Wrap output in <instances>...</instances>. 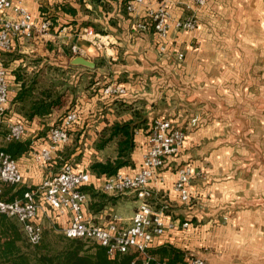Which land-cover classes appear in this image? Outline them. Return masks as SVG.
<instances>
[{"label":"crops","instance_id":"0c3cea01","mask_svg":"<svg viewBox=\"0 0 264 264\" xmlns=\"http://www.w3.org/2000/svg\"><path fill=\"white\" fill-rule=\"evenodd\" d=\"M62 2L78 7L76 0H23L36 24L47 15L44 9L70 18L55 9ZM165 2L175 18L185 19L190 13L184 6L186 0H146L138 16L145 17L148 6ZM112 6L108 12L100 9L97 18L92 15L100 27L97 33L111 37L114 45L109 54L99 52L82 36L86 28L78 33L73 26L55 30L51 26L49 33L17 41L11 51L0 52V66L9 72V122L26 125L22 140L4 143L19 164L23 185L38 186L60 170L54 167L56 162L42 167L35 160V154L48 144L50 128L65 112L64 107L36 114L32 108L40 91L55 94L66 87V95L76 92L80 121L72 133L81 140L86 137L87 142H96L98 134L116 123L134 120L131 112H120L117 102H141L148 124L157 117L171 118L187 134L181 152L170 157L150 183L155 207L163 208L167 223L174 224L163 236L155 237L151 248L172 246L184 253V262L195 256L209 264H264V166L258 163L260 155L239 148L264 146V0H208L198 12L197 28L171 31L164 53L153 30H134L136 17L127 13L123 0ZM86 7L93 9L89 3ZM73 46L79 54L72 52ZM179 52L184 54L181 62ZM78 56L93 62L95 68L74 65L72 60ZM50 65L71 74L66 84H52L57 75L46 70L38 74ZM23 68L25 78L18 80L16 72ZM111 81L124 85L127 94L102 98L99 85ZM196 114L201 121L193 126L190 119ZM148 131L136 132L134 166L123 171L141 168L149 147ZM184 165L195 172L190 205L179 202L173 189L176 172ZM98 178L93 176L92 188L99 191L103 178ZM116 198L95 218L107 224L109 214L118 215L124 225H131L138 200L133 195ZM186 222L189 227L183 228ZM58 223L61 228L65 221L60 218Z\"/></svg>","mask_w":264,"mask_h":264},{"label":"built area","instance_id":"2783aa9c","mask_svg":"<svg viewBox=\"0 0 264 264\" xmlns=\"http://www.w3.org/2000/svg\"><path fill=\"white\" fill-rule=\"evenodd\" d=\"M207 1L186 0L184 6L190 13L185 19L175 18L166 2L158 7L148 6L145 17L138 16V11L146 0H126L124 8L128 14L136 17L135 31L155 32L160 40L159 50L164 53L171 31L189 32L197 28L198 12L206 6ZM51 25L45 16L36 24L23 0H0V52L11 51L17 41H30L38 34L49 33ZM82 36L99 52L109 54L113 50L111 37L95 32L92 27L86 28ZM72 52L77 55L80 50L73 46ZM177 59L183 61L184 54L179 52ZM99 86V94L104 99L127 94L126 87L117 82ZM9 91V72L0 66V215L16 219L33 246L40 245L46 232L55 229L72 240L95 242L106 248L109 257L133 253L131 264H136L138 260L142 264H153L155 259L148 250L155 237L163 236L168 229L174 228V224L167 223L163 208L155 207V193L150 183L158 177V171L166 167L168 159L181 152L187 137L186 131L176 126L171 118H157L148 131L149 147L143 155L141 168L136 172L120 170L115 175L102 176L99 191L112 197L133 195L139 202L131 225H124L120 216L110 214L107 224H103L97 222L95 216L88 212L89 196L85 189L93 186V175L87 167L80 168L67 162L58 172L46 176L40 185H23L17 161L4 146V143L22 140L26 133L24 122H9ZM79 121L80 112L76 109L63 115L59 123L50 128L48 144L35 154L36 162L42 167L51 165L58 149L70 143L72 131ZM198 123V117L191 119V125ZM194 176V169L190 165L180 166L176 172L173 189L182 204L189 205L193 200L190 186ZM4 185L23 186L24 191L13 200L7 201ZM60 218L65 223L58 228ZM188 227L189 223L183 224V228ZM155 264L167 262L155 261ZM183 264L209 263L203 258L193 256Z\"/></svg>","mask_w":264,"mask_h":264},{"label":"trees","instance_id":"16d2710c","mask_svg":"<svg viewBox=\"0 0 264 264\" xmlns=\"http://www.w3.org/2000/svg\"><path fill=\"white\" fill-rule=\"evenodd\" d=\"M92 5L94 12L99 13L110 11L112 3L116 0H88ZM78 7L70 2H63L56 10H61L68 14L70 18L63 17L60 14L51 15L44 9L42 12L47 13L45 17L51 22L52 30L56 27L73 26L75 30L81 32L84 27H97L96 23L87 18H78L79 11L83 10L85 0H76ZM126 0H123L125 3ZM60 7V9H59ZM92 10H87L93 13ZM60 11V12H61ZM19 70L16 72L18 80H23L26 73ZM22 74V75H21ZM64 91L53 93L46 90L42 92L35 102L33 110L36 114H47L52 109L61 110L66 106V95ZM24 94V93H22ZM120 112H131L134 115V120L126 123H116L111 127L104 129L96 142L98 152H103L111 145L115 146L114 155H108L103 160H94L89 168L90 173L96 177L112 176L120 170L133 165L131 155L136 147L135 135L140 129L148 128V120L144 115V104H126L117 102ZM8 152L11 151L6 148ZM12 154V153H11ZM13 186L4 185L5 199L13 200L24 191L22 188L19 192H13ZM89 196L90 213L97 217L107 207L115 203L116 197L109 196L102 191L95 190L92 187L85 189ZM97 222V218L95 219ZM46 236V234H45ZM38 246H33L26 236L21 224L12 218L0 215V264H131L134 257L133 253L119 254L115 257L107 255L106 248L96 244L93 241L72 240L63 236L61 240H57L53 248L52 242L44 243ZM54 243V242H53ZM58 245L61 247L56 248ZM87 247V248H85ZM149 254L155 261H167V264H178L183 260L184 253L176 250L172 246H165L158 250L150 248ZM155 261L153 264H155ZM136 264H142L138 260Z\"/></svg>","mask_w":264,"mask_h":264},{"label":"rangeland","instance_id":"374dc122","mask_svg":"<svg viewBox=\"0 0 264 264\" xmlns=\"http://www.w3.org/2000/svg\"><path fill=\"white\" fill-rule=\"evenodd\" d=\"M88 3H89V1L88 0H85V3L83 5V10L81 11V16H79L78 18H83L84 17V18L90 19V21H94L95 20L94 18H97V14H99V13H97V12L94 13V9H93V13L88 12L87 10H89V9L86 7V4H88ZM59 5H61V4H59ZM92 15L94 16V18H92ZM96 26L97 27H94V30L96 32L97 31L100 32L99 24L96 23ZM89 27H92V26H89ZM85 28H88V27H84V29ZM102 34H104V33H102ZM40 59H41V57L39 56L36 59L37 62L41 61ZM102 66H104V65H102ZM22 70L24 71L25 69L23 68ZM42 70H46L49 73V75H51V74H52V76H56L57 75L56 76L57 77L56 80L52 84L57 85L59 87H60L61 84H66V81L68 79H70V75H71V74L68 73L67 70H64V69H62L61 67H58V66H54V67L51 66V65L50 66H43L40 69V71L38 72L39 75L41 74V71ZM69 71H70V69H69ZM45 77H47V76H45ZM62 78H64V79H62ZM52 80H53V78H52ZM111 82H115V81H111ZM89 83H92L93 84L94 81L92 80ZM108 83H110V82H108ZM61 91H64L65 92L64 94L66 95V87H64ZM41 93H42V91H40V94ZM75 98H76V92L69 93L68 95H66V101H67V103H66V106H65V112L62 114V116L65 115L68 111H70L72 109H76V110L80 111V108L76 106ZM194 117H198L199 118V122L201 121V116L200 115L196 114L192 118H194ZM157 118H154V119H152V121H149L150 123L148 124L147 130L150 129L152 123ZM191 119H190V124H191ZM99 136H100V134H98L97 140L99 139ZM85 139H86V137L83 140H81L80 139V135L77 136V134H73L72 133V138H71L70 143L67 146H64V147L58 149V152L56 154V158L54 160V163L56 162V164L54 165V167H56L59 170L65 163L70 162V163H72L74 165H80V168H83V167L86 168L87 167L89 169L90 166H91V164H92V162L94 160H103L108 155H111V156L114 155V153H115V146L114 145L109 146L108 148H106L105 151H103V152L100 153L96 149V142H97V140H96V142H92V141L87 142ZM239 148L242 151L245 150V151H248L250 153H253V155L254 154L260 155V159H258V161H259L258 163H260L259 165H263L264 166V157H263V155H264V146H262V145H259V146H254L253 145L252 146V144H251L249 146L248 145L240 146ZM91 152H92V154L89 155ZM258 163H256V164H258ZM17 164H18V162H17ZM18 166H19V164H18ZM132 166H134V163H133ZM22 188H23V186L15 187V188H13V190H14L13 192H19ZM117 199L115 200V202L117 201ZM130 205H132V204H130ZM223 220L224 221H227L228 220V215H225L224 218H223ZM63 236H64L63 233L60 232L59 230H55V229L48 230L46 232V236H45L44 243L46 244L48 242L49 243L52 242V244H53L52 246L54 248L55 245H56L55 242L57 240L58 241L61 240ZM42 245H40V246H42ZM58 247H61V245H58L56 248H58ZM85 248H87V247H85ZM185 258H186V256H183V260L180 263H178V264H183ZM157 262L159 263L161 261L157 260ZM165 262H167V261H165Z\"/></svg>","mask_w":264,"mask_h":264},{"label":"water","instance_id":"95a60500","mask_svg":"<svg viewBox=\"0 0 264 264\" xmlns=\"http://www.w3.org/2000/svg\"><path fill=\"white\" fill-rule=\"evenodd\" d=\"M72 63L74 65H81V66H85L88 68H95V64L87 59H85L84 57L78 56L76 58H74L72 60Z\"/></svg>","mask_w":264,"mask_h":264}]
</instances>
